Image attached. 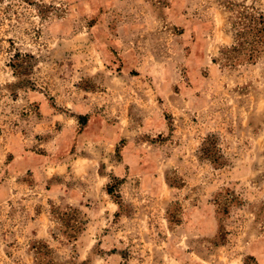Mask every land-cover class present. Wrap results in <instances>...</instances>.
I'll return each instance as SVG.
<instances>
[{"label":"rangeland","instance_id":"rangeland-1","mask_svg":"<svg viewBox=\"0 0 264 264\" xmlns=\"http://www.w3.org/2000/svg\"><path fill=\"white\" fill-rule=\"evenodd\" d=\"M243 6L1 0L0 264H264V56L221 54Z\"/></svg>","mask_w":264,"mask_h":264},{"label":"trees","instance_id":"trees-1","mask_svg":"<svg viewBox=\"0 0 264 264\" xmlns=\"http://www.w3.org/2000/svg\"><path fill=\"white\" fill-rule=\"evenodd\" d=\"M22 1L28 2L29 0ZM234 17L233 42L230 46L225 47L223 51L221 50L222 60L229 65L255 62L264 56V13L257 11L252 6H243L241 10L236 11ZM205 142L202 143L201 149L206 155L208 149L204 146ZM206 156L210 158V156ZM107 192L110 194V189L107 188ZM74 210L78 212V209L74 208ZM86 221L85 215L82 214V217L76 220V224L84 225Z\"/></svg>","mask_w":264,"mask_h":264}]
</instances>
